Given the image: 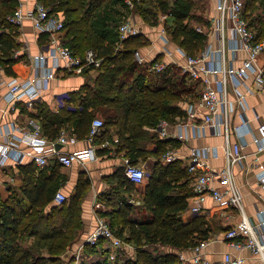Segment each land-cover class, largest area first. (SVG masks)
<instances>
[{
  "label": "trees",
  "instance_id": "obj_1",
  "mask_svg": "<svg viewBox=\"0 0 264 264\" xmlns=\"http://www.w3.org/2000/svg\"><path fill=\"white\" fill-rule=\"evenodd\" d=\"M124 1L37 0L49 13H63L62 43L73 53L81 55L92 48L104 57L98 74L81 89L85 95L79 110L58 115L43 111L41 121L43 134L51 139L57 137L63 126L73 127L76 137L84 138L91 120L99 116L103 119L104 131L96 142L107 138L109 129L116 126L121 147L136 158L147 153L139 146V142L148 135L145 127L154 130L161 120L174 122L175 116L181 115L177 101L182 99L184 93L194 92L199 82L192 79L190 85L185 86L181 82L187 79L186 74L178 75L171 81L170 74L147 72L133 57L136 49L148 43L141 34L129 36L118 47L116 28L129 17ZM131 1L143 21H151L152 25L156 24L159 12L174 16L173 26L168 31L185 54L193 56L204 47L205 36L196 27L184 23L187 18L202 22L200 16L190 12L194 0H181L179 6L175 1L178 7L175 12L167 11L166 0H149L147 5L144 0ZM245 2V16L249 25L255 28L258 35L263 34L264 14L256 12L258 0ZM259 3L263 5L264 0ZM18 4V0H0V64L4 66L6 75H15L12 65L20 59V55L13 56L19 45L16 41L19 26L6 21L7 15ZM156 6L161 11L154 12L152 8ZM153 75L163 77L156 83L150 81ZM155 135L150 138L155 140ZM156 143V150L149 153L158 157V161L148 173L142 205L136 209L145 211L147 215L132 214L135 207L124 199L125 194L118 193L109 194V199H104V203L111 208L100 211V216L106 218L111 230L133 251L123 247L114 261L109 262L104 257L91 264H181L180 252L187 251L199 239H207L211 230L205 215L196 214L188 221L181 216L192 194L187 166H182L178 160L168 163L160 161L166 150L176 146L173 139L158 138ZM130 163L136 164L134 161ZM56 165L52 166L51 174L57 173ZM123 170L120 167L115 174L119 185L126 186L123 191L129 192L134 188V183ZM34 171L35 165H28L24 169L20 191H11L7 198L0 199V264H49L59 261L79 237L82 227L81 203L87 191L83 176L75 192L67 196L62 204H56L54 192L60 183L52 176H46L42 169L37 176ZM101 243L102 240L99 245ZM159 247H162L160 251ZM83 252L90 256L98 249L95 245L84 244Z\"/></svg>",
  "mask_w": 264,
  "mask_h": 264
},
{
  "label": "built area",
  "instance_id": "obj_2",
  "mask_svg": "<svg viewBox=\"0 0 264 264\" xmlns=\"http://www.w3.org/2000/svg\"><path fill=\"white\" fill-rule=\"evenodd\" d=\"M130 7L131 0L125 1ZM245 0H215L217 15L211 19L210 36L217 40V46L210 41L195 55L185 56L183 65L177 64L182 73L200 83V91L197 100L186 107L190 120L201 114L202 122L212 127L213 132L224 137L223 149L226 159L225 165L215 169L210 168L206 163L208 148H192L189 160L186 164L187 170L193 176L192 188L194 192L193 201L188 206L193 214L203 211L204 203L210 198L214 203L225 208H235L241 214V218L231 228L222 233L230 248L235 251L245 250L260 259L264 264V208L257 211V221L253 223L245 214L243 207V196L238 190L231 166L243 159L242 148L245 144L244 134L248 130L247 119L242 117L241 124L232 125V114L234 105L227 97L228 82L237 86L246 80L251 85H246V92H262L264 94V64L259 62V57H264V33L258 35L254 27L250 26L245 16ZM168 14H160L158 20L162 24L159 32L160 39L168 42L164 20ZM24 19H30L36 30L48 36L47 49L39 52L33 65L34 75L25 79H19L14 75H6L4 66L0 64V88L4 89L2 98L7 108L5 110H17L20 104L31 105L32 101L39 96L43 84L51 79L58 70L68 72H89L98 73L104 57L92 48L86 49L81 55L62 43L63 34V13L61 11L49 13L48 9L37 2L32 8L23 9L20 4L15 10L7 15L6 21L12 25H21ZM118 47L122 41L129 36L142 34L141 28L134 23L130 17L122 20L118 25ZM202 32V28H198ZM206 32V31H204ZM229 34L227 43L225 33ZM226 48L230 52L243 51L246 56L238 66L227 62L225 58ZM20 50L16 49L14 57H18ZM134 60L145 66L149 71L161 73L167 72L172 65L162 60L149 62L139 49L133 53ZM235 86V87H236ZM235 102L241 103L243 95L236 92ZM3 110V109H2ZM255 119H259L257 113ZM177 124V123H176ZM167 120H161L154 130L160 137L169 136ZM178 125L181 127L186 124ZM104 129L103 119L94 117L91 120L88 134L85 137L86 146L81 149L61 151L56 148L57 144H72L78 141L73 132L60 131L56 138H47L43 135L37 124L28 126L12 121L9 125L0 128V175L9 164L19 161L26 148L30 149V156L35 166L43 167L54 159L60 165L69 167L73 163L83 164L87 160L95 158V147L111 146L110 139H102L96 142ZM15 131L20 136L15 135ZM259 136L252 138L256 146V152L264 150V125L259 124ZM235 134L237 141L231 142L230 135ZM179 137H182L180 134ZM23 143L22 146L18 143ZM178 153L173 149L166 150L160 157L163 162H171L178 158ZM124 173L134 184H142L146 178L145 169L129 161L124 163ZM257 182L264 192V171L257 173ZM216 182V185L214 184ZM67 196L61 190L54 195V202L62 204ZM102 240L101 245L99 241ZM209 239H199L196 244L187 251L179 253L181 264H243L245 257L236 256L231 251L224 252L218 263L211 262L206 256V248ZM84 244L97 246L98 252L106 251V259L109 262L121 254L123 247H131L118 237L110 228L106 218L96 216L94 223L87 233L84 243L74 253V260L78 262L83 259Z\"/></svg>",
  "mask_w": 264,
  "mask_h": 264
},
{
  "label": "crops",
  "instance_id": "obj_3",
  "mask_svg": "<svg viewBox=\"0 0 264 264\" xmlns=\"http://www.w3.org/2000/svg\"><path fill=\"white\" fill-rule=\"evenodd\" d=\"M18 1L21 7L25 10L32 8L37 3V0ZM202 1H205L207 6L205 5V11L198 12L197 15H201L202 22L208 24L198 28H202L203 30L201 33L205 36V45L210 41L214 47L217 46V40L214 36H210V24L211 19L217 15L215 10V0ZM161 13L159 12L158 17ZM129 17L141 28V31L143 32L141 35H143L148 42L147 45L139 48L142 55L147 58L149 62L162 60L171 64L172 68L168 69L167 72H164L167 75H171V77L169 76L171 81H174L178 75L183 74L177 64H184L185 56L183 53H185V51L172 40L170 32L168 31V28L173 26L174 16L168 14L163 22L168 37L167 43H164L159 37L162 24H160L158 19L156 24L147 25L142 21L140 16V18L132 15H129ZM228 39L229 34L226 32V43ZM16 41L19 43L17 49L20 50V59L12 65V69L15 74L14 76L19 79H25L34 75L33 65L35 58L39 52L46 51L48 36L47 34L36 30L30 19H24L18 29ZM224 55L227 62H231L235 66H238L246 56V53L243 51L233 53L226 48ZM259 62L264 64V57H259ZM141 66L144 67L147 72L157 74L156 72L149 71L145 66ZM173 73H176V75H172ZM97 74V72H68L60 69L53 74L51 79L47 80L46 84H43L39 96L32 101L31 105L22 103L17 107V110L15 109L13 111L5 110L7 105L2 98L4 89L0 88V128L9 125L12 121H16L28 126L37 124L43 133V125L41 121L42 112L47 111L58 115L63 112H76L79 110L80 103L85 95L84 90L81 91V89L89 79L94 78ZM162 77L163 76L160 75H153L150 81L153 80L158 83ZM191 80L192 79L187 75V79L181 82V84L189 86ZM244 83L245 85L240 83L237 86L235 85L236 87L233 86L234 84L232 82H228L227 84V97L234 105L232 125L236 126L241 124L242 117H246L248 126V130L243 138L245 141L242 148L244 157L239 162L233 164L231 170L235 184L243 196L244 212L253 223H256L257 211L264 208V192L256 179L257 173L264 171V150L256 152V146L253 143L252 138L254 136H259V124L264 125V94L257 91L248 94L245 86H249L252 83L250 80H246ZM199 91L200 83L195 87L194 92L184 93L182 99L177 101L176 106L178 105L181 115L175 116V121L171 122V125L168 128L169 136L165 137V139H173L176 146L170 149H173L178 153V158L176 160H178L182 166H186L192 148L206 147L208 148V157L206 158L207 165L210 168L218 169L226 163L223 149L224 137L214 133L212 127L205 125L202 122L201 114H197L196 118L190 120L186 111L188 104H192L197 100ZM236 92L243 95V101L241 103L235 102V99L237 98ZM255 113L259 115L258 120L254 117ZM178 123L186 124L185 128L182 126L180 127ZM145 130L148 132V135L139 142V146L147 152L144 156L134 158L135 156L128 153L126 148L121 147L117 127L112 126L107 132V139H110L111 146H96V156L94 159L87 160L83 164L73 163L69 167L62 166L56 160L51 159L46 166H35V176H37L42 169L46 176H52V178L60 183L58 190H61L66 196L75 192L81 176H83L87 183V191L81 203L82 227L79 231V237L66 249L59 261L49 264L65 263L74 258V253L78 247L84 243L87 233L90 231L94 223V218L100 216V211L109 210V208H111L108 203H104V199H109V194H125L124 199L127 202H130L135 209H137V206L142 205L141 199L142 194L145 192L148 174L142 184H134V188L131 191L124 192L123 190L126 186L119 185V179L115 173L120 167L124 168L126 160L129 162L134 161L137 165H142L144 167L149 166V173L152 171V166L158 161V157L149 152L156 150V139H162V137H160L152 128L145 127ZM60 131L74 133L73 127L66 128L63 126L60 128L59 132ZM180 134L182 137H179ZM15 135L20 136V133L15 131ZM154 135L155 137L157 136L155 140L150 138ZM85 137H76L78 139L77 142L72 144H60V146H56V148L61 151L84 148L86 146ZM230 141L232 143L237 141V136L231 134ZM18 145L22 146L23 143L19 142ZM25 150L27 153L24 154L19 161L9 164L8 168L1 172L0 199L7 198L11 191L15 190L19 192L25 176L24 169H26L28 165H34L30 156V149L26 148ZM55 164H58L56 165L58 168L57 173L51 174L52 166H55ZM188 174L190 178L188 185L192 188L193 176L190 173ZM214 184L216 185V182ZM193 194L194 192L192 188V194L187 199L188 206L192 204ZM188 206L181 213L184 221L190 220L196 214H203L206 216L208 223L210 224L211 231H209L207 237L209 242L206 248V256L211 262L218 263L224 252L231 251L236 256L239 255L245 257V262L243 264H260V259L258 257L245 250H233L230 248L227 240L222 237V233L231 228L241 218V214L238 210L235 208L221 207L214 203L210 198H207L204 203L203 211L200 213H191ZM132 214L138 216L147 215L145 211L138 210L132 212ZM130 250L131 252L133 251L132 248H130Z\"/></svg>",
  "mask_w": 264,
  "mask_h": 264
},
{
  "label": "rangeland",
  "instance_id": "obj_4",
  "mask_svg": "<svg viewBox=\"0 0 264 264\" xmlns=\"http://www.w3.org/2000/svg\"><path fill=\"white\" fill-rule=\"evenodd\" d=\"M145 1V4L147 5L148 3H149V0H144ZM167 2H168V6H167V11L168 10H170V11H173V12H175L177 9H178V7L176 8V6H175V1H176V5L177 6H179V2L181 1V0H166ZM125 2V1H124ZM260 0H258V3H256L258 6H259V8L257 9V11L256 12H258V13H260V14H264V4L263 5H261L260 3ZM144 4V6H146ZM205 1H202V0H194V5H193V7H192V9L190 10V12L192 13L193 12V14H195L197 17H198V15H197V13L198 12H203V11H205ZM125 12H127L128 13V15H132V16H136V17H139L140 16V14H139V12H137V11H135V9L133 8V6L132 7H130L126 2H125ZM207 6V5H206ZM152 10L154 11V12H159V11H161V9H159V7L158 6H156V7H154V8H152ZM201 14V13H200ZM139 15V16H138ZM199 16H201V15H199ZM141 17V16H140ZM139 17V18H140ZM202 18V17H201ZM141 19H142V17H141ZM142 21H143V19H142ZM143 22H146V24L147 25H152V24H150V23H152L151 21L149 22V21H143ZM147 22H149V23H147ZM184 23H186L187 25H192V27H196V30H198V27H203V25H207L208 23H206V22H196L194 19H192V18H187L185 21H184ZM152 165V164H151ZM140 166H142V165H140ZM144 169H145V172H146V175L149 173V169H148V167L149 166H142ZM58 188H56V190H57ZM56 190H55V192H56ZM18 192V191H17ZM54 192V193H55ZM71 194H68L67 196L69 197ZM137 197V196H136ZM134 211H136V209L134 210ZM133 211V212H134ZM212 225V224H211ZM214 226V225H213ZM162 249V247H159V251ZM104 257H106V255L105 254H103V253H100V252H97V253H94V254H90V256H87V255H84V252H83V259H80L78 262H75V260H74V258H73V261H71L70 262V260L69 261H67V262H62V263H59V264H68V263H70V264H91V262L92 261H94V260H101L102 258H104ZM83 260V261H82Z\"/></svg>",
  "mask_w": 264,
  "mask_h": 264
},
{
  "label": "water",
  "instance_id": "obj_5",
  "mask_svg": "<svg viewBox=\"0 0 264 264\" xmlns=\"http://www.w3.org/2000/svg\"><path fill=\"white\" fill-rule=\"evenodd\" d=\"M57 146H60V144H57Z\"/></svg>",
  "mask_w": 264,
  "mask_h": 264
}]
</instances>
